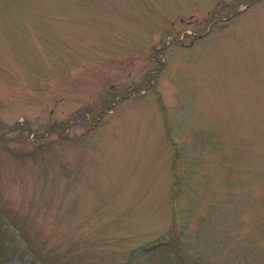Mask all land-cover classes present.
Returning a JSON list of instances; mask_svg holds the SVG:
<instances>
[{
	"label": "rangeland",
	"instance_id": "obj_1",
	"mask_svg": "<svg viewBox=\"0 0 264 264\" xmlns=\"http://www.w3.org/2000/svg\"><path fill=\"white\" fill-rule=\"evenodd\" d=\"M159 100L190 260L264 264V0H0V208L83 264H125L171 223Z\"/></svg>",
	"mask_w": 264,
	"mask_h": 264
},
{
	"label": "trees",
	"instance_id": "obj_2",
	"mask_svg": "<svg viewBox=\"0 0 264 264\" xmlns=\"http://www.w3.org/2000/svg\"><path fill=\"white\" fill-rule=\"evenodd\" d=\"M158 53V56L154 58V67L146 73V87L148 86L152 89H155L158 75L162 69L163 61L160 60V57L163 55V49L160 48V52L158 50ZM139 89H141V87L134 86L132 94L138 93ZM129 94L130 93L128 91L122 95L121 93H118V95L124 97ZM114 98L115 96L113 95L107 99L102 109H93L90 116L93 119L99 117L103 113V109L110 108L114 105ZM159 103L161 104V108L165 117L167 138L174 147V154L171 164L173 182L170 188L172 198L171 223L164 234L157 236L155 239L141 243L137 248L131 249L129 251L128 261H126L125 264H130L131 259L139 249H143L148 254H151L153 251L163 254L167 257V260L171 264H198V257H196L193 261L189 258L188 253L191 248L186 245V239L184 237V234L187 232L185 229L187 222L184 220V216H182L183 211L177 202V198L182 191L181 187L190 172L185 171L184 169L181 170L178 165V159L181 155V148L178 147L171 137L170 127L167 121L166 108L164 105H162L160 100ZM55 126H59L57 131L63 130L65 128V124L63 122H59L57 124L50 125V129H55ZM22 129H24V127ZM27 130L28 133L31 132L30 129ZM34 134L37 136V133ZM10 217L11 216L6 210L0 208V264H2L4 260H7L11 255H20L21 257L28 255L29 258L37 264H83L82 257L73 256L70 254V251L76 247L75 244L68 245L63 251L57 250L53 247H48L45 244V240H43V242H39V239L36 235L29 233V229L31 227L25 223L24 220L20 221L19 219V224H17V220H10ZM10 225H14L16 227L18 231V234L16 235H18L19 238L16 239L13 237L14 235L11 234L12 231ZM17 241L22 243V245L18 246ZM17 248H19V251ZM207 256L208 255H206V258Z\"/></svg>",
	"mask_w": 264,
	"mask_h": 264
}]
</instances>
